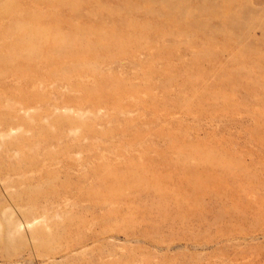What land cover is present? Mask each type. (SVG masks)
I'll list each match as a JSON object with an SVG mask.
<instances>
[{"label": "rangeland", "instance_id": "rangeland-1", "mask_svg": "<svg viewBox=\"0 0 264 264\" xmlns=\"http://www.w3.org/2000/svg\"><path fill=\"white\" fill-rule=\"evenodd\" d=\"M0 264H264V0H0Z\"/></svg>", "mask_w": 264, "mask_h": 264}, {"label": "bare ground", "instance_id": "bare-ground-1", "mask_svg": "<svg viewBox=\"0 0 264 264\" xmlns=\"http://www.w3.org/2000/svg\"><path fill=\"white\" fill-rule=\"evenodd\" d=\"M222 12L225 14L227 12V9L226 8H223L222 9Z\"/></svg>", "mask_w": 264, "mask_h": 264}]
</instances>
